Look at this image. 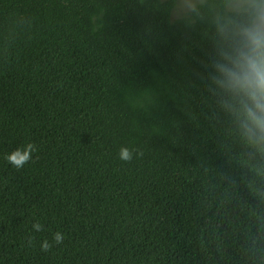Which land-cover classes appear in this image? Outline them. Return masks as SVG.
<instances>
[{
	"label": "trees",
	"instance_id": "trees-1",
	"mask_svg": "<svg viewBox=\"0 0 264 264\" xmlns=\"http://www.w3.org/2000/svg\"><path fill=\"white\" fill-rule=\"evenodd\" d=\"M233 1L0 0V264H264V140L218 68L264 3Z\"/></svg>",
	"mask_w": 264,
	"mask_h": 264
},
{
	"label": "clouds",
	"instance_id": "clouds-1",
	"mask_svg": "<svg viewBox=\"0 0 264 264\" xmlns=\"http://www.w3.org/2000/svg\"><path fill=\"white\" fill-rule=\"evenodd\" d=\"M264 3V0H262ZM242 44L236 48L227 65H219L223 75L220 81L238 98V112L246 136L252 140H264V18L259 22L241 28ZM34 146L25 144L8 153L6 159L17 167L22 166L34 151ZM120 159L129 160L131 153L127 148L120 149ZM62 234H54L59 243ZM48 247L47 244L44 245Z\"/></svg>",
	"mask_w": 264,
	"mask_h": 264
},
{
	"label": "rangeland",
	"instance_id": "rangeland-1",
	"mask_svg": "<svg viewBox=\"0 0 264 264\" xmlns=\"http://www.w3.org/2000/svg\"><path fill=\"white\" fill-rule=\"evenodd\" d=\"M198 1L200 0H179L177 8L173 11V17H179L185 14L192 7V5ZM248 2L249 1L245 0H234L230 7L232 9H243L248 5ZM261 18H264V6L262 8L261 14L256 18L254 24L259 22Z\"/></svg>",
	"mask_w": 264,
	"mask_h": 264
}]
</instances>
